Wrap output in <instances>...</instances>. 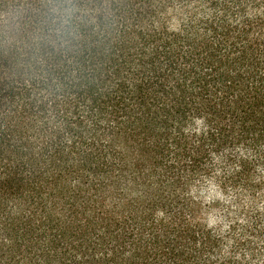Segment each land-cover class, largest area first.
I'll return each instance as SVG.
<instances>
[{"label": "trees", "instance_id": "1", "mask_svg": "<svg viewBox=\"0 0 264 264\" xmlns=\"http://www.w3.org/2000/svg\"><path fill=\"white\" fill-rule=\"evenodd\" d=\"M0 264H264V0H0Z\"/></svg>", "mask_w": 264, "mask_h": 264}]
</instances>
